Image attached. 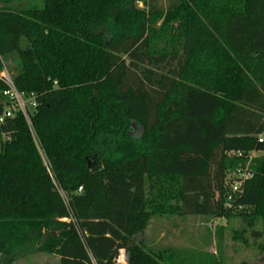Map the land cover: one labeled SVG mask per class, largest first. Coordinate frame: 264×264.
<instances>
[{
	"label": "trees",
	"instance_id": "obj_1",
	"mask_svg": "<svg viewBox=\"0 0 264 264\" xmlns=\"http://www.w3.org/2000/svg\"><path fill=\"white\" fill-rule=\"evenodd\" d=\"M22 1L0 0V73L37 106L0 125V254L220 264L149 246L165 213L240 217L264 250V0Z\"/></svg>",
	"mask_w": 264,
	"mask_h": 264
},
{
	"label": "rangeland",
	"instance_id": "obj_2",
	"mask_svg": "<svg viewBox=\"0 0 264 264\" xmlns=\"http://www.w3.org/2000/svg\"><path fill=\"white\" fill-rule=\"evenodd\" d=\"M31 4L38 5L42 2L41 0H23L19 3V8ZM139 6L143 7V3ZM14 70V65L7 61L2 72L12 76ZM4 139L0 136V147ZM255 155L260 153L256 152ZM88 163L92 164V160L88 159ZM150 183H147L148 190ZM62 195L67 201L63 192ZM65 220L68 221V219ZM244 229L246 226L243 220L236 216L226 218L165 213L156 214L150 219L144 232V239L151 247L171 248L178 251L191 249V251L216 254L220 264H264L262 239L250 236V231L246 230L245 237L248 242H243L237 235ZM256 229L258 231L262 229L261 221H258ZM0 264H60V258L56 254L39 250L38 245H28L13 257L7 258L0 254ZM116 264H129L125 250H121Z\"/></svg>",
	"mask_w": 264,
	"mask_h": 264
},
{
	"label": "built area",
	"instance_id": "obj_3",
	"mask_svg": "<svg viewBox=\"0 0 264 264\" xmlns=\"http://www.w3.org/2000/svg\"><path fill=\"white\" fill-rule=\"evenodd\" d=\"M0 80H3L8 85V88L3 91L7 102L4 103L3 111L0 114V125L5 123L7 119L12 118L18 111L23 113L31 125L30 113L37 106L35 95L33 93L26 95L24 92H20L15 87L11 75L7 72L0 73ZM237 154L241 153L238 152ZM252 155H255V152ZM250 176L251 172L248 170V166L244 169L230 170L227 173L226 183L234 194L240 193L245 180ZM79 191H81V188ZM229 199H232V195L229 196Z\"/></svg>",
	"mask_w": 264,
	"mask_h": 264
},
{
	"label": "water",
	"instance_id": "obj_4",
	"mask_svg": "<svg viewBox=\"0 0 264 264\" xmlns=\"http://www.w3.org/2000/svg\"><path fill=\"white\" fill-rule=\"evenodd\" d=\"M89 166H91V164L89 163Z\"/></svg>",
	"mask_w": 264,
	"mask_h": 264
}]
</instances>
